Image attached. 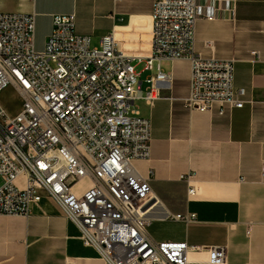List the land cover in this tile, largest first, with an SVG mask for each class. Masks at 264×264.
Segmentation results:
<instances>
[{
  "label": "built area",
  "instance_id": "built-area-1",
  "mask_svg": "<svg viewBox=\"0 0 264 264\" xmlns=\"http://www.w3.org/2000/svg\"><path fill=\"white\" fill-rule=\"evenodd\" d=\"M200 16L198 0H153L150 49L135 55L121 49L114 31L98 44L78 33L74 13L54 16L38 50L36 14L0 12V94L12 87L22 102L16 114L0 104V215L28 217L45 193L106 264H229L226 244L204 248L152 235L153 220L192 222L196 214L170 213L134 165L151 159L152 121L139 102L152 105L170 81L162 61L191 62L190 109L246 103L245 88L234 84L235 60L196 51ZM156 62L143 90L139 79ZM194 177L181 175L188 196L196 193ZM204 249L205 259L190 258Z\"/></svg>",
  "mask_w": 264,
  "mask_h": 264
},
{
  "label": "crops",
  "instance_id": "crops-1",
  "mask_svg": "<svg viewBox=\"0 0 264 264\" xmlns=\"http://www.w3.org/2000/svg\"><path fill=\"white\" fill-rule=\"evenodd\" d=\"M198 4L196 51L206 58L235 60L234 84L245 88L246 103L241 108L215 104L206 111L190 109L185 99L191 62L162 61L170 81L160 84L152 105L139 102L141 114L152 121L151 159L134 165L150 178L170 213L196 214L192 222L156 219L181 228L171 238L157 240L204 248L226 244L229 264H264V0ZM0 12H34L38 50L52 32L54 16L72 13L76 31L91 35L94 44L114 31L127 54L150 49L153 0H0ZM154 66L157 72L158 63ZM144 82L143 90L148 87ZM188 172L195 174L196 193L190 196L181 179ZM206 256V249L190 252L191 259ZM0 264L106 263L44 193L28 217L0 215Z\"/></svg>",
  "mask_w": 264,
  "mask_h": 264
},
{
  "label": "rangeland",
  "instance_id": "rangeland-1",
  "mask_svg": "<svg viewBox=\"0 0 264 264\" xmlns=\"http://www.w3.org/2000/svg\"><path fill=\"white\" fill-rule=\"evenodd\" d=\"M144 68V63H140L137 65V70L141 71ZM156 68L153 67L152 70L146 71L142 73V77L139 79L140 81H144L147 74L150 72H155ZM146 86V82H144L143 87ZM0 100L6 106L7 110L14 114L18 112L21 108L22 102L21 98L19 97L18 93L12 88L8 87L0 94ZM1 185V179H0ZM150 231L154 235L156 239H164V238H171V236L178 234L181 232V228L175 225L170 221H163V220H154L151 224Z\"/></svg>",
  "mask_w": 264,
  "mask_h": 264
}]
</instances>
